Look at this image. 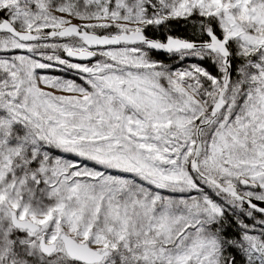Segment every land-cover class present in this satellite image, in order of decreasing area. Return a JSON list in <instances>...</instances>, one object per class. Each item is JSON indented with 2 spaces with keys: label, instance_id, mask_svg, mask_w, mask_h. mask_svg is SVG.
<instances>
[{
  "label": "snow or ice",
  "instance_id": "obj_1",
  "mask_svg": "<svg viewBox=\"0 0 264 264\" xmlns=\"http://www.w3.org/2000/svg\"><path fill=\"white\" fill-rule=\"evenodd\" d=\"M0 264H264V0H0Z\"/></svg>",
  "mask_w": 264,
  "mask_h": 264
},
{
  "label": "trees",
  "instance_id": "obj_2",
  "mask_svg": "<svg viewBox=\"0 0 264 264\" xmlns=\"http://www.w3.org/2000/svg\"><path fill=\"white\" fill-rule=\"evenodd\" d=\"M175 27V31L172 33L173 35H182V36H186L188 38H191L192 33H191V29H186L183 26H174ZM157 38H163V36L157 32L156 34ZM235 233H231V235H234Z\"/></svg>",
  "mask_w": 264,
  "mask_h": 264
},
{
  "label": "rangeland",
  "instance_id": "obj_3",
  "mask_svg": "<svg viewBox=\"0 0 264 264\" xmlns=\"http://www.w3.org/2000/svg\"><path fill=\"white\" fill-rule=\"evenodd\" d=\"M176 36H178V35H176ZM180 37H183V38H188V37H186V36H182V35H179ZM158 59H163V60H165V62L166 63H173L174 61H172V60H169V59H167L165 56H163V55H160V56H158L157 57ZM51 74H53V75H60V76H65V78H68V77H70V76H74V73H65V72H61V71H56V70H53L52 71V73ZM250 222V221H249ZM235 235V234H234ZM233 235V236H234ZM238 259H239V257H238Z\"/></svg>",
  "mask_w": 264,
  "mask_h": 264
}]
</instances>
